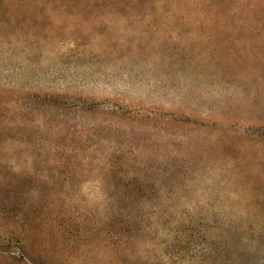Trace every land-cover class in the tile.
<instances>
[{"label": "rangeland", "instance_id": "1", "mask_svg": "<svg viewBox=\"0 0 264 264\" xmlns=\"http://www.w3.org/2000/svg\"><path fill=\"white\" fill-rule=\"evenodd\" d=\"M0 264H264V0L0 1Z\"/></svg>", "mask_w": 264, "mask_h": 264}, {"label": "trees", "instance_id": "2", "mask_svg": "<svg viewBox=\"0 0 264 264\" xmlns=\"http://www.w3.org/2000/svg\"><path fill=\"white\" fill-rule=\"evenodd\" d=\"M2 1V0H0ZM8 1L10 3H26V2H30V3H58V2H74V3H84V2H94V1H104V0H5ZM38 158H42L45 159L47 162H53L54 160H57V158H62L61 154H41V155H37ZM41 170V171H40ZM23 172H21V177H17L16 173H13V177H15L18 180V183H22L25 184V181H27V179L29 177H31L33 175L31 169H23ZM38 171V170H37ZM106 173H108V177H111V175L113 176L114 173L116 174V170L115 169H109L105 171ZM76 175V173H73V171L64 169L62 167H57V166H51V167H43L39 169V175H41V179L38 180V182H40L42 179L45 180V182L43 181L41 184L46 185V184H52L54 185V189L57 188L58 185H60V183H68L67 185H71V183L73 182V178H71V176ZM68 175V176H66ZM107 176H105L106 181ZM110 181V179H109ZM108 183H111L112 180ZM102 183H105L101 180ZM121 212V211H120ZM118 213L117 215L120 216L121 213ZM143 217V216H142ZM77 218H71L69 217V220L71 223H77ZM62 222V227L63 225L66 224V222L64 220H61ZM132 222V223H131ZM131 222L129 221V226H135V223H133V219H131ZM121 223V222H119ZM70 224L65 225L64 228L67 227V229L70 227ZM66 229V230H67ZM141 229H138V232H140Z\"/></svg>", "mask_w": 264, "mask_h": 264}]
</instances>
